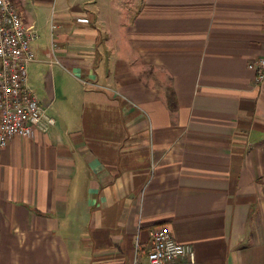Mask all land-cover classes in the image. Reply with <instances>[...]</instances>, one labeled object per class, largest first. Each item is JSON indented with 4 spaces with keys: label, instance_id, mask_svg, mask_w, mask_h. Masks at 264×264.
Instances as JSON below:
<instances>
[{
    "label": "crops",
    "instance_id": "crops-1",
    "mask_svg": "<svg viewBox=\"0 0 264 264\" xmlns=\"http://www.w3.org/2000/svg\"><path fill=\"white\" fill-rule=\"evenodd\" d=\"M12 1L55 124L0 152V264H135L164 225L264 264V0Z\"/></svg>",
    "mask_w": 264,
    "mask_h": 264
},
{
    "label": "built area",
    "instance_id": "built-area-1",
    "mask_svg": "<svg viewBox=\"0 0 264 264\" xmlns=\"http://www.w3.org/2000/svg\"><path fill=\"white\" fill-rule=\"evenodd\" d=\"M55 30L56 27L54 26ZM39 38L34 26H27L12 0H0V152L15 137L31 138L44 123L54 125L47 114L48 106L30 86L29 67L36 61L33 43ZM53 46V52L56 50ZM264 81V56L249 64ZM135 264H176L188 261L195 264L192 246L177 242L168 225L151 233V247L146 251L137 245ZM145 252V261L139 254Z\"/></svg>",
    "mask_w": 264,
    "mask_h": 264
},
{
    "label": "rangeland",
    "instance_id": "rangeland-1",
    "mask_svg": "<svg viewBox=\"0 0 264 264\" xmlns=\"http://www.w3.org/2000/svg\"><path fill=\"white\" fill-rule=\"evenodd\" d=\"M122 6L125 5L127 7V12L131 15L135 14L137 8L141 4L142 0H117Z\"/></svg>",
    "mask_w": 264,
    "mask_h": 264
},
{
    "label": "trees",
    "instance_id": "trees-1",
    "mask_svg": "<svg viewBox=\"0 0 264 264\" xmlns=\"http://www.w3.org/2000/svg\"><path fill=\"white\" fill-rule=\"evenodd\" d=\"M169 104H170L171 109H175L176 108V101H175V98H174L173 95H171L169 97Z\"/></svg>",
    "mask_w": 264,
    "mask_h": 264
}]
</instances>
